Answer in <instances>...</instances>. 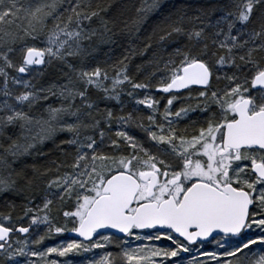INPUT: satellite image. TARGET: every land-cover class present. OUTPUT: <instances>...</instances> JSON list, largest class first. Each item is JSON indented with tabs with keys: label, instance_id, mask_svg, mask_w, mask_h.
<instances>
[{
	"label": "snow or ice",
	"instance_id": "1",
	"mask_svg": "<svg viewBox=\"0 0 264 264\" xmlns=\"http://www.w3.org/2000/svg\"><path fill=\"white\" fill-rule=\"evenodd\" d=\"M0 196V264H264V0H0Z\"/></svg>",
	"mask_w": 264,
	"mask_h": 264
},
{
	"label": "trees",
	"instance_id": "2",
	"mask_svg": "<svg viewBox=\"0 0 264 264\" xmlns=\"http://www.w3.org/2000/svg\"><path fill=\"white\" fill-rule=\"evenodd\" d=\"M101 47L104 49V51H107L108 46L102 45ZM104 51L97 53L96 56H97L98 62L101 63V66L108 67L109 65L115 63L116 59L119 58L122 49L116 48L113 53H109V55L111 56V59H109L108 56H105ZM141 62H142L141 57H135L129 66V73L131 75H133L134 77H136L137 79L141 78V74L136 72L135 65L139 64ZM108 70L111 71L112 68L108 67ZM45 79H47V77H45ZM156 95L160 96V94H156ZM183 124L181 126H183ZM42 150L44 152L48 153V155L47 156H40V155L33 153L32 155H30L26 158H23L21 160L25 161L29 165L36 164L37 167H39V168H41V170H43L44 166L50 164V160L57 159V158H59V159L64 158L62 152L57 147V145L49 144L45 148H42ZM19 166H21V165H20V162L18 161L17 164L14 165V167H19ZM29 171H30V169H29ZM40 187L42 188L43 185H40ZM25 196L35 197V199H34V201H35L37 199H40L41 192L37 190L35 192H26L22 196L9 197V199H13L15 201V203L17 204V207L14 210H12V215H13L14 220L18 214H22L20 211V206L26 202L24 199ZM8 211H9V208L7 207V205L5 203V198L2 197V199L0 200V213H6ZM53 215H56L55 211L53 212ZM26 223L27 222H24L23 224H26ZM53 238L69 239L67 237V233H64V234L59 235V236H53Z\"/></svg>",
	"mask_w": 264,
	"mask_h": 264
},
{
	"label": "rangeland",
	"instance_id": "3",
	"mask_svg": "<svg viewBox=\"0 0 264 264\" xmlns=\"http://www.w3.org/2000/svg\"><path fill=\"white\" fill-rule=\"evenodd\" d=\"M98 53H99V52H98ZM96 54H97V53H96ZM109 74L112 75V74H113V70H111V71L109 70ZM125 89H126V91H127V90H130V87L127 86V85H125ZM102 95H103L102 93H98V92H96L95 90H92V97H93V99H98V98L101 97ZM157 98L159 99V96H157ZM121 99H122V101H123L125 104H127L129 107L132 106V98L129 97V96H127L126 92L122 94ZM99 102H100V107H101V108H104L105 106H108V107H111V108L113 109L114 112H118V111H119L120 105L117 104L115 101H99ZM187 102H188V101H185V100L177 101V102H175L174 107H178L181 103H187ZM164 103H165V101H164V100H161V105H163ZM141 107H143V106H141ZM145 112H147L146 109H145ZM191 115L195 116L196 114L193 113V114H191ZM183 123H184V122H182L181 125H182ZM130 131H131L133 134H136L137 136L142 135V133H141L138 129L132 128V129H130ZM66 136H67L66 133H60V134L57 136V138H56V143H55V144L52 143L51 141H48V142H46V143L42 146V148H45V147H46L47 145H49V144L57 145V144H59V141H60L61 139L65 138ZM60 147H62V148H67L68 146H67V145H61ZM25 157H26V156H25ZM22 158H24V157H22ZM24 222H27V218H25V219L22 220V221H17L18 224H20V223H24ZM67 240H68V239H63V238H53V237H52L51 239H47V240H45V242H44V246H53V245H55V244H57V243H59V242H61V241H67ZM209 247H212V246H209ZM107 250H108V251H115V249L112 248V247H109ZM104 251H105V249H95L94 252L85 253L83 256H74V257H71V258H72L74 261H76L77 264H78V262L82 261L85 257H91L93 254H102Z\"/></svg>",
	"mask_w": 264,
	"mask_h": 264
},
{
	"label": "bare ground",
	"instance_id": "4",
	"mask_svg": "<svg viewBox=\"0 0 264 264\" xmlns=\"http://www.w3.org/2000/svg\"><path fill=\"white\" fill-rule=\"evenodd\" d=\"M108 71H109V70H108ZM26 157H28V156H26ZM26 157H24V158H26ZM21 159H23V158H21ZM2 197H3V196H0V200L2 199ZM40 202H41L40 199H37V200L34 201V203H40Z\"/></svg>",
	"mask_w": 264,
	"mask_h": 264
},
{
	"label": "water",
	"instance_id": "5",
	"mask_svg": "<svg viewBox=\"0 0 264 264\" xmlns=\"http://www.w3.org/2000/svg\"><path fill=\"white\" fill-rule=\"evenodd\" d=\"M68 236H69V237H72V238H74V239H78V237H76L75 234H73V233H68Z\"/></svg>",
	"mask_w": 264,
	"mask_h": 264
}]
</instances>
